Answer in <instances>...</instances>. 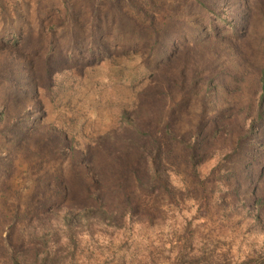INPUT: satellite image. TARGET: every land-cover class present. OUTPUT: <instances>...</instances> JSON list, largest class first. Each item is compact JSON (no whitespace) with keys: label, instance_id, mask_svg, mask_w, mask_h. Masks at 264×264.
<instances>
[{"label":"rangeland","instance_id":"1","mask_svg":"<svg viewBox=\"0 0 264 264\" xmlns=\"http://www.w3.org/2000/svg\"><path fill=\"white\" fill-rule=\"evenodd\" d=\"M264 0H0V264H264Z\"/></svg>","mask_w":264,"mask_h":264},{"label":"trees","instance_id":"2","mask_svg":"<svg viewBox=\"0 0 264 264\" xmlns=\"http://www.w3.org/2000/svg\"><path fill=\"white\" fill-rule=\"evenodd\" d=\"M263 113H264V74H263V77H262V95H261V98H260V105H259V115H260V118L262 119L263 117Z\"/></svg>","mask_w":264,"mask_h":264}]
</instances>
